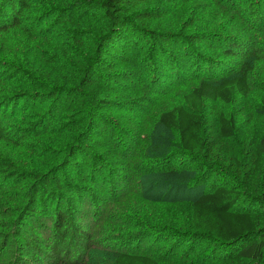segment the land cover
Masks as SVG:
<instances>
[{
  "label": "rangeland",
  "instance_id": "1",
  "mask_svg": "<svg viewBox=\"0 0 264 264\" xmlns=\"http://www.w3.org/2000/svg\"><path fill=\"white\" fill-rule=\"evenodd\" d=\"M5 2L0 0V22L10 24L4 16ZM261 2L163 0L151 7L164 13V31L235 37L254 46L264 60ZM28 3L21 25H10L0 34V99L6 131L12 137L0 139V162L12 167L10 172L0 170V264L32 263L31 258L48 264L45 252L58 236L55 220L60 213L68 219L64 228L81 229L98 248L141 250L160 257L159 264H222L211 258L208 243L178 241L175 232L188 227L191 192L179 190L165 174L190 165L177 158L175 144H169L163 155L151 147L160 141L155 127L159 115L179 106L182 96L197 84L193 55L228 60L219 51L201 47L172 48L170 54L187 67L182 70L187 73L166 81L155 66L172 76L177 72L161 64L160 49L154 52L156 60H148L154 49L151 38L142 33L129 43L128 51L105 50L106 65L99 66L92 61L94 39L105 19L95 0ZM149 29L158 30L154 25ZM86 67L91 69L88 79ZM253 69L246 98L217 104L235 121L236 133L229 145L237 154L251 139L264 135L260 107L264 61ZM202 132L218 140L216 124L207 111ZM35 175L44 176L48 183L37 184L38 212L28 216L26 192ZM214 181L212 177L210 183ZM238 186L243 194L256 196L254 190ZM241 205L255 213L264 227V207ZM71 240L68 235L65 242ZM230 260L227 264H256Z\"/></svg>",
  "mask_w": 264,
  "mask_h": 264
},
{
  "label": "trees",
  "instance_id": "2",
  "mask_svg": "<svg viewBox=\"0 0 264 264\" xmlns=\"http://www.w3.org/2000/svg\"><path fill=\"white\" fill-rule=\"evenodd\" d=\"M29 1L5 2L4 16L11 20V23L0 22V34L6 33L10 25H21L29 11ZM95 1L105 19L103 29L94 39L96 55L92 61L99 66L106 65L105 50L115 51L117 48H123L128 51L131 49L129 43L134 38L143 36L151 38V49H154L148 60H156L154 52L160 49L163 55L161 64L164 68L177 72L172 76L163 73L161 67L155 66L154 69L160 71L159 75L166 81L178 79L187 73L182 71L187 67L170 54L172 48H183L185 45H189L191 49L201 47L212 52L219 51L228 60L223 63L201 54L193 55L192 68L199 73L197 84L182 96L179 106L159 115L155 127L160 141L153 144L151 150L163 155L168 151L169 144H175L177 158L190 165L187 169L172 168L165 174L166 180L177 185L179 190L191 192L186 223L188 227L184 231L175 232L178 241L186 244L208 243L211 258L222 264H227L230 259L264 264V227H260L261 222L255 218V213L241 205L243 202H250L251 206L253 203L264 207V135L251 139L243 146L242 154L235 153L229 145L236 133L235 121L217 107V104H231L237 96L246 98L253 66L257 63L261 65L264 60L255 51L254 46L242 43V40L235 37L203 33L176 35L162 30L164 13L151 6L163 0ZM260 7L264 11V0ZM247 17L249 18L250 14ZM152 25L158 30H147ZM192 26L193 22L188 27ZM213 38H218L219 43ZM122 41L123 46H120ZM235 59L238 62L233 65L231 61ZM90 70L86 67L87 79L90 77ZM56 95L54 90L52 96ZM2 102L3 99H0V139L12 140L6 131ZM260 107L264 110V100ZM206 111L216 124L217 141L203 135ZM11 134L19 136L16 132ZM173 136L175 141L171 140ZM10 168L12 167L9 163L0 162V170L7 169V172H10ZM212 177H215V181L210 183ZM33 178L35 180L26 192V195L30 196L24 210L28 216L38 212V202L34 198L39 192L37 184L42 181L47 186L48 183L42 175H35ZM55 181L57 188H60L59 180ZM226 182L235 185L230 186ZM236 184H240L242 189L254 190L256 196L243 194ZM243 196L248 198L244 199ZM67 220L66 215L57 214L55 222L58 228L55 232L58 236L49 251L45 252L48 264L160 263V257L141 250L123 251L114 246L98 248L81 229L68 231L64 228ZM68 235L72 239L71 244L65 242ZM32 260L31 258L32 263L25 261L18 264H43Z\"/></svg>",
  "mask_w": 264,
  "mask_h": 264
}]
</instances>
